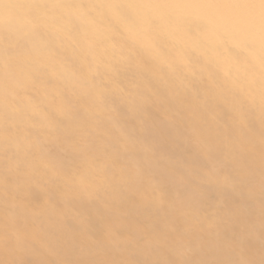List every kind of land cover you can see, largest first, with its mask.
Returning <instances> with one entry per match:
<instances>
[{"label": "bare ground", "instance_id": "6f19581e", "mask_svg": "<svg viewBox=\"0 0 264 264\" xmlns=\"http://www.w3.org/2000/svg\"><path fill=\"white\" fill-rule=\"evenodd\" d=\"M0 264H264V0H0Z\"/></svg>", "mask_w": 264, "mask_h": 264}, {"label": "rangeland", "instance_id": "374dc122", "mask_svg": "<svg viewBox=\"0 0 264 264\" xmlns=\"http://www.w3.org/2000/svg\"><path fill=\"white\" fill-rule=\"evenodd\" d=\"M95 237H97V236H95ZM98 237H99V236H98ZM100 237H101V236H100ZM100 237H99V238H100ZM99 238H97V239H99ZM101 238H102V237H101Z\"/></svg>", "mask_w": 264, "mask_h": 264}]
</instances>
